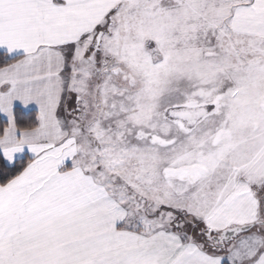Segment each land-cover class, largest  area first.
Returning <instances> with one entry per match:
<instances>
[{
	"label": "snow or ice",
	"instance_id": "6c2138e0",
	"mask_svg": "<svg viewBox=\"0 0 264 264\" xmlns=\"http://www.w3.org/2000/svg\"><path fill=\"white\" fill-rule=\"evenodd\" d=\"M0 264H264V0H0Z\"/></svg>",
	"mask_w": 264,
	"mask_h": 264
}]
</instances>
